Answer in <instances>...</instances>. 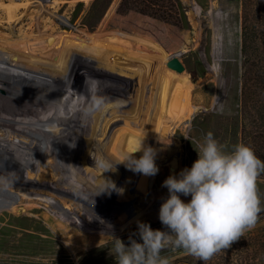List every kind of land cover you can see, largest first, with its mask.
I'll list each match as a JSON object with an SVG mask.
<instances>
[{
  "label": "bare ground",
  "instance_id": "bare-ground-1",
  "mask_svg": "<svg viewBox=\"0 0 264 264\" xmlns=\"http://www.w3.org/2000/svg\"><path fill=\"white\" fill-rule=\"evenodd\" d=\"M60 3L0 1V192L17 193L20 203L35 200L61 209L66 217L54 211L49 219L56 223L52 230L82 242L124 230L154 204L163 193L161 184L154 190L157 175L134 173L120 162L145 137V144L157 149L158 168L167 165L169 175H178L183 157L175 152L178 140L175 147L169 146L168 130L179 113L188 115L197 106L191 104L190 84L179 88L176 74L165 68L168 58L151 64L134 60L130 35L122 32L105 43L59 30L58 23L50 26L54 17H43V12H58ZM93 88L108 103L90 113ZM141 155L134 153L136 158ZM98 157L116 164L115 169L103 173L94 164ZM133 179L146 181L150 193L145 201L132 203L133 216L123 212L124 219L117 220L123 207L113 202L129 196L126 189L120 188L113 200L115 190L97 193L93 185ZM81 210L88 211L87 217ZM36 228L45 231V226ZM39 245L23 236L16 249L31 248L34 254Z\"/></svg>",
  "mask_w": 264,
  "mask_h": 264
},
{
  "label": "rangeland",
  "instance_id": "rangeland-1",
  "mask_svg": "<svg viewBox=\"0 0 264 264\" xmlns=\"http://www.w3.org/2000/svg\"><path fill=\"white\" fill-rule=\"evenodd\" d=\"M171 1L178 6L179 24H173L171 16V20L165 21L153 16L152 12H156L155 15L160 12L158 0L154 3H150L151 0H60L59 11L45 10L43 17L52 14L54 21L50 26L58 23L59 30L79 32L90 39L101 38L105 43L108 38L118 39L119 34L126 33L135 42L133 56L136 61L141 59L151 64L172 55L179 57L185 67L183 71H176L166 63L165 68L176 74L179 88L190 84L191 104L197 106L188 115L179 113L178 121H172L174 127L168 130L172 134L169 146L175 147L179 141L180 147L175 148V152L183 157L182 170L191 168L198 159V146L209 131L229 149L243 142L254 150L264 151L262 142L255 140V132L264 133L263 13L248 1L246 7L243 6L244 0ZM66 16L73 20L68 21ZM104 42L99 43L105 47ZM168 173L167 165L159 168L154 190L161 184L163 193L157 196L159 199L156 197L154 204L143 209L141 217L133 219L122 231L82 242L62 238L52 230L56 223L49 219L54 211L57 217H66L61 209L48 208L35 200L20 203L17 193L0 192V264H117L113 254L114 237L126 245L129 238L141 242L138 223H147L154 230H166L159 220L160 207L155 204L163 203L168 197L162 187ZM115 185L118 188L111 193L113 200L120 188L124 187L129 194L113 202L123 207L116 213L117 220L124 219L123 212L133 216L136 209L132 203L143 201L150 193L144 180L119 181ZM93 186L98 193L110 185L97 183ZM258 189L264 208V174L258 177ZM181 199L188 202L191 196L181 195ZM87 213L81 210L82 216L87 217ZM40 224L45 226V231L39 229L37 232ZM23 236L41 243L37 252L36 248L34 254L31 248L16 249V242ZM161 254L169 258L170 264H264V211L259 214L254 228L206 262L182 249L170 248Z\"/></svg>",
  "mask_w": 264,
  "mask_h": 264
},
{
  "label": "clouds",
  "instance_id": "clouds-1",
  "mask_svg": "<svg viewBox=\"0 0 264 264\" xmlns=\"http://www.w3.org/2000/svg\"><path fill=\"white\" fill-rule=\"evenodd\" d=\"M91 93L88 112L101 111L108 98L99 94L97 88ZM144 140L145 137L120 163L134 173L155 176L159 171L157 149ZM137 152H142L139 158L134 156ZM197 153L198 159L191 168L169 175L162 184L168 189V197L160 206L159 220L166 230L138 223L141 242L129 238L126 245L114 237L117 264H170L169 258L161 254L170 248L182 249L206 262L256 226L264 211L258 189L264 161L254 148L239 142L229 149L209 131ZM94 164L103 173L113 171L116 165L104 157H98ZM108 183L110 186L102 192L117 190L111 180ZM181 195H190V201L185 202Z\"/></svg>",
  "mask_w": 264,
  "mask_h": 264
},
{
  "label": "trees",
  "instance_id": "trees-1",
  "mask_svg": "<svg viewBox=\"0 0 264 264\" xmlns=\"http://www.w3.org/2000/svg\"><path fill=\"white\" fill-rule=\"evenodd\" d=\"M158 1H159L158 4L161 6V7L159 6L160 12L158 13V15H155L156 12L155 13L152 12L153 16L157 17L161 20H164V21L170 19L169 17L171 16V18H173L172 23L173 24H179L181 20L178 17L179 16V11L177 9L178 6L176 7V5L173 4L171 0H170L171 2L169 0H168V2L166 0H158ZM247 1L256 5L257 6L256 9L258 10V12L263 13V16H264V0H244L243 6L246 7V5L248 4ZM150 3H154V0H153V2L151 0ZM261 43L264 46V35L261 39ZM255 140L262 142L261 146L264 149V133L255 132ZM255 153L258 157L264 159V151L255 148ZM252 233H254V232H252ZM254 238H255V236H254Z\"/></svg>",
  "mask_w": 264,
  "mask_h": 264
},
{
  "label": "water",
  "instance_id": "water-1",
  "mask_svg": "<svg viewBox=\"0 0 264 264\" xmlns=\"http://www.w3.org/2000/svg\"><path fill=\"white\" fill-rule=\"evenodd\" d=\"M166 65L179 72L183 71L185 68L177 55H172L171 57H169L166 61Z\"/></svg>",
  "mask_w": 264,
  "mask_h": 264
}]
</instances>
